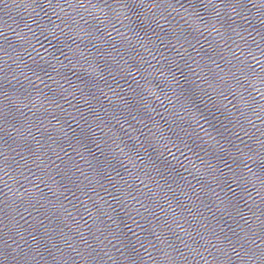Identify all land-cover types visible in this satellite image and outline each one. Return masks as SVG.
I'll return each mask as SVG.
<instances>
[{
  "label": "water",
  "instance_id": "obj_1",
  "mask_svg": "<svg viewBox=\"0 0 264 264\" xmlns=\"http://www.w3.org/2000/svg\"><path fill=\"white\" fill-rule=\"evenodd\" d=\"M0 264H264V0H0Z\"/></svg>",
  "mask_w": 264,
  "mask_h": 264
}]
</instances>
